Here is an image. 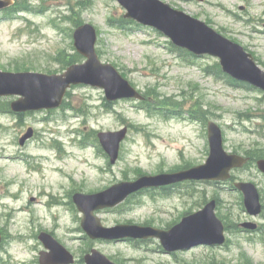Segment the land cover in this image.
I'll use <instances>...</instances> for the list:
<instances>
[{"label":"rangeland","instance_id":"rangeland-1","mask_svg":"<svg viewBox=\"0 0 264 264\" xmlns=\"http://www.w3.org/2000/svg\"><path fill=\"white\" fill-rule=\"evenodd\" d=\"M15 1L17 11L0 13V71L62 73L68 56L76 53L75 29L91 24L101 63L114 65L146 101L109 103L102 89L78 85L69 88L57 109L17 115L9 109L16 98L0 99V264H38L41 232L51 234L75 264H84L91 249L115 264H264V239L256 234L253 242L244 241L233 231L244 222L264 227V176L255 163L234 172L236 181L251 182L260 193L263 211L255 219L244 213L240 196L228 184L205 182L142 192L115 209L95 212L105 228L167 229L216 199V215L232 243L227 248L169 255L157 240L142 246L91 240L72 203L75 193L93 194L139 176L203 164L210 121L221 128L227 152L258 160L264 156V93L231 85L225 75L216 78L214 58L192 59L152 29L119 25L125 11L116 0ZM160 1L242 46L264 71V0ZM27 6L33 12L21 9ZM28 127L34 136L22 147L19 139ZM124 128L118 160L110 165L97 134Z\"/></svg>","mask_w":264,"mask_h":264},{"label":"water","instance_id":"water-1","mask_svg":"<svg viewBox=\"0 0 264 264\" xmlns=\"http://www.w3.org/2000/svg\"><path fill=\"white\" fill-rule=\"evenodd\" d=\"M117 2L126 10L124 18L156 29L173 45L189 51L194 56L209 55L217 58L223 73L264 92V71L255 64L253 57L241 46L224 38L204 22L174 10L159 0H117ZM12 5V0H0V11ZM96 37V30L90 24H83L75 29L73 45L85 61L69 66L61 74L0 71V98L18 97L10 103V109L14 113L56 109L61 105L66 91L71 86L78 85L102 89L108 102L120 99L143 100V97L122 78L114 66L99 61L95 51ZM126 132L127 129L124 128L121 131L97 134L110 164L116 162L119 145L125 138ZM32 134L33 130L28 128L19 139V145L23 146ZM207 137L209 154L203 165L174 173L140 176L136 180L123 181L94 194H74L72 201L83 215L81 219L83 231L93 240L156 238L160 241L163 250L168 253L188 250L198 245H221L224 242L223 225L215 216V201H210L200 211L183 217L167 231L130 224L105 228L94 215L95 211L118 206L130 195L143 189L159 188L183 181H226L230 178L231 170L241 168L247 163V158L225 152L221 130L214 122L208 123ZM257 167L264 173V160L257 161ZM235 188L243 194V204L247 214L250 216L260 214L261 205L255 186L250 183H236ZM242 226L254 229L256 225L245 223ZM38 239L45 249L39 253V264L74 263L73 256L51 235L40 233ZM84 262L113 264L96 250L86 254Z\"/></svg>","mask_w":264,"mask_h":264},{"label":"trees","instance_id":"trees-1","mask_svg":"<svg viewBox=\"0 0 264 264\" xmlns=\"http://www.w3.org/2000/svg\"><path fill=\"white\" fill-rule=\"evenodd\" d=\"M18 6H17V4L13 7V8H11V9H9V10H7L6 11V13H7V16H10L9 14L11 13V12H15V11H17L18 10V8H17ZM28 7V6H27ZM25 7V8H21L23 11H28V12H33V10L30 8V7ZM118 24L119 25H125V24H128L129 22L128 21H124L122 18L121 19H119L118 21ZM179 53H182V54H184L185 56H186V52H184V51H181V50H177ZM80 55H78V54H76V53H73V55H70V57L68 56V59L66 60V63H65V65L63 66V67H67V66H70V65H72V64H76V63H80ZM215 72H214V74L216 75V78H221V77H223V75H222V73H221V70H220V67H219V65L216 63V65H215ZM207 72H210V68L207 70ZM225 79H227V82L229 83V84H231V85H236V83H234L231 79H229V78H227L226 76L224 77ZM258 157V159L259 158H263L264 159V156H261V155H258L257 156ZM250 159H251V161L253 160H257V158L256 159H253L252 157H250Z\"/></svg>","mask_w":264,"mask_h":264},{"label":"flooded vegetation","instance_id":"flooded-vegetation-1","mask_svg":"<svg viewBox=\"0 0 264 264\" xmlns=\"http://www.w3.org/2000/svg\"><path fill=\"white\" fill-rule=\"evenodd\" d=\"M237 182H243V181H237ZM258 190V189H257ZM259 193V191H258ZM240 196V195H239ZM259 198H260V202H261V197H260V193H259ZM243 201V196L241 198V202ZM262 206V203H261ZM263 209V206H262ZM261 216V215H260ZM230 229L227 228V231L229 232ZM254 230V229H253ZM234 232H236V234L238 235V238L243 239L244 241H248V242H253L252 237L256 234L259 235L260 239H264V227L263 226H257V228L254 230V232H250L251 230L248 229H242V228H236L233 229ZM3 238L4 235L3 233H1ZM229 242V243H228ZM230 245H232L231 241H229L228 239V234H226V244L223 246L224 248L229 247ZM222 248V247H219ZM176 253H171L170 255H175ZM243 264V263H242Z\"/></svg>","mask_w":264,"mask_h":264}]
</instances>
